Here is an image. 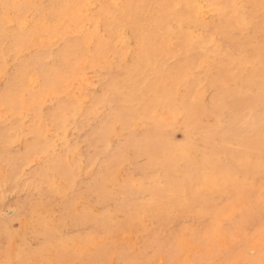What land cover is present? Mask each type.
Wrapping results in <instances>:
<instances>
[{
  "label": "rangeland",
  "instance_id": "374dc122",
  "mask_svg": "<svg viewBox=\"0 0 264 264\" xmlns=\"http://www.w3.org/2000/svg\"><path fill=\"white\" fill-rule=\"evenodd\" d=\"M113 1L0 0V264H264V0Z\"/></svg>",
  "mask_w": 264,
  "mask_h": 264
},
{
  "label": "bare ground",
  "instance_id": "6f19581e",
  "mask_svg": "<svg viewBox=\"0 0 264 264\" xmlns=\"http://www.w3.org/2000/svg\"><path fill=\"white\" fill-rule=\"evenodd\" d=\"M115 1V0H114ZM113 1V2H114ZM137 1V0H136ZM138 1H140V0H138ZM137 1V2H138ZM142 1V0H141ZM144 1V0H143ZM155 1V3L157 4V6L159 7V9L161 10V12H160V14L158 13L157 14V16L155 17L156 19L154 20V21H151V22H154L152 25H151V27H150V31H149V34L147 35V38L148 39H146V34L144 33V31L141 29V31H143V33L145 34L144 36L142 35V37L144 38V43H147V45H148V42L149 41H145V39L146 40H152L153 42H154V40H155V37L154 36H157L156 34H155V32L153 33V31L157 28V27H160L161 25H165L166 23L165 22H167V21H164V19L166 18V19H173V18H176V16H178V14L180 13V12H182L181 10H183V9H181V6H182V4H184L185 6H189V1L187 0L186 1V4H185V0H154ZM184 3H183V2ZM219 1H221L220 2V4H221V6H223L222 8L225 10L224 12H223V14H222V22L221 23H223L224 25H225V28L229 31V33L230 34H233L234 32H233V30L230 28V24L231 25H233V22L235 23V24H237L238 23V20H240L241 18L240 17H242L243 18V14H242V16H238L237 14V12L236 11H234V9H232L233 7H234V4H235V1L234 0H219ZM260 1H263V0H260ZM96 2V1H95ZM130 2L132 3V1L130 0ZM134 2H135V0H134ZM133 2V3H134ZM145 2V1H144ZM148 2V1H147ZM215 2V1H214ZM138 3H140V2H138ZM152 3V2H151ZM258 3H259V1L258 0H254V4L255 5H257L258 6ZM261 4H262V2H260ZM125 4V3H124ZM216 4V3H215ZM44 5V4H43ZM127 5H128V0H127ZM135 5V4H134ZM149 5V4H148ZM192 4H190V6H191ZM254 5V7H256ZM260 5V4H259ZM131 6V5H130ZM136 6V5H135ZM138 6V5H137ZM146 6V5H145ZM144 6V7H145ZM127 7V6H126ZM139 7H140V4H139ZM143 7V8H144ZM183 7V6H182ZM81 8V7H80ZM122 8L124 9V7H123V5H122ZM141 8V7H140ZM151 8V7H150ZM193 8V7H192ZM191 8V9H192ZM221 8V7H220ZM235 8H236V6H235ZM261 8H262V6H261ZM120 9V8H119ZM129 9V8H128ZM131 9H133L132 7H131ZM135 9V8H134ZM145 9V8H144ZM187 9H189V8H187ZM222 9V10H223ZM240 9V8H239ZM243 9V8H242ZM122 10V9H121ZM136 10V9H135ZM140 11H141V9H139ZM197 10V9H196ZM105 11H106V7H105ZM108 11V10H107ZM123 11V10H122ZM125 11V10H124ZM124 11H123V13H121V11H120V13H118L119 12V10H118V14L116 15V19L117 20H123L122 18L124 17ZM129 11V10H128ZM139 11V12H140ZM144 12H145V10H143ZM142 11V12H143ZM148 12H149V10H147ZM131 12V11H130ZM133 12V11H132ZM255 12V11H254ZM259 12V11H258ZM128 13V12H127ZM147 13V12H146ZM150 13V12H149ZM70 14V13H69ZM113 14V13H112ZM131 14V13H130ZM129 13L127 14V15H130ZM135 14H137V13H135ZM246 14V13H245ZM126 15V16H127ZM145 15V14H144ZM253 15V14H252ZM255 15V14H254ZM258 15V14H257ZM112 16V15H111ZM130 16H132V15H130ZM129 16V17H130ZM143 16V15H142ZM180 16V15H179ZM238 16V17H237ZM44 17V16H43ZM113 17L114 16H112V19H113ZM128 18V17H127ZM126 18V19H127ZM181 18V17H180ZM186 18V17H185ZM240 18V19H239ZM43 19V18H42ZM111 19V20H112ZM189 19V18H188ZM176 20V19H175ZM143 22H145V20H142ZM141 21V22H142ZM162 21L164 22V23H162ZM178 21V20H177ZM219 21V20H218ZM247 21V20H246ZM33 22V21H32ZM51 22V21H50ZM122 22V21H121ZM120 22V23H121ZM142 22V23H143ZM171 22H173V20L171 21ZM118 23V22H117ZM124 24H126L125 22H123ZM136 20L135 19H132L131 18V24L135 27L136 26ZM150 23V22H149ZM174 23H176V22H174ZM51 24V23H50ZM113 24V23H112ZM111 24V25H112ZM129 24V23H128ZM151 24V23H150ZM159 24H161L160 26H159ZM247 24V23H246ZM47 25V24H46ZM143 25H145V24H143ZM142 25V26H143ZM169 25V24H168ZM167 25V26H168ZM120 26V25H119ZM125 27H127V25H124ZM172 26V25H171ZM238 26V25H237ZM114 27H115V25H114ZM233 27V26H232ZM235 27V26H234ZM85 28V27H84ZM118 28V27H117ZM120 28H122V27H120ZM148 28V27H147ZM167 28V27H166ZM126 29H128V28H126ZM146 29V28H145ZM158 29H160V28H158ZM172 29V28H171ZM170 29V30H171ZM213 29V28H212ZM260 29V28H259ZM173 30V29H172ZM171 30V31H172ZM264 30V29H263ZM118 31V30H117ZM121 31V30H120ZM147 31V30H146ZM159 32H160V30H158ZM167 31L168 32H170L169 31V27H168V29H167ZM260 31V30H259ZM96 32V31H95ZM119 32V31H118ZM106 33H108V32H106ZM121 33V32H120ZM148 33V32H147ZM156 33H158V32H156ZM258 33V32H257ZM263 33V32H262ZM160 34H163V33H160ZM166 34H167V32H166ZM165 33H164V35H166ZM168 34H170V33H168ZM173 35H174V33H172ZM176 34V33H175ZM117 35V34H116ZM119 35V34H118ZM178 35H179V33H178ZM97 36V35H96ZM158 36H159V39H161V37H160V35L158 34ZM168 36V35H167ZM171 36V35H170ZM187 36V35H186ZM105 37V36H104ZM165 37V36H164ZM164 37H162V38H164ZM190 37V36H189ZM138 38V37H137ZM136 38V39H137ZM167 38V37H166ZM168 38H169V36H168ZM184 38V37H183ZM225 38V37H224ZM92 39V38H91ZM119 39V38H118ZM121 39V38H120ZM141 39V38H140ZM190 39V38H189ZM226 39V38H225ZM106 40V39H105ZM130 40V39H129ZM138 40V42H141V40L139 41V39H137ZM137 40H136V42H137ZM186 40H188L187 38H186ZM264 40V39H263ZM151 41V42H152ZM156 41H157V39H156ZM156 41H155V45L157 44L156 43ZM165 41V40H164ZM163 41V42H164ZM78 42V41H77ZM88 42V41H87ZM121 42V41H120ZM135 42V43H136ZM159 42V41H158ZM169 42V41H168ZM200 42V41H199ZM75 43V42H74ZM92 43H93V41H92ZM150 43V42H149ZM161 45H164L165 44V42H164V44H162L161 43V40H160V42H159ZM187 42H185V44H186ZM202 43H203V41H202ZM100 44V43H99ZM122 44V43H121ZM127 44V43H126ZM137 44V43H136ZM138 44H140V43H138ZM188 44V43H187ZM122 45H124V44H122ZM131 45V44H130ZM141 45H143V44H141ZM149 45H153V43L151 44H149ZM155 45H153V46H155ZM193 45V44H192ZM194 45H196V44H194ZM108 46V45H107ZM144 46V45H143ZM160 46V45H159ZM112 47V46H111ZM132 47V46H131ZM147 47H149V46H147ZM157 47H158V45H157ZM165 47H166V45H165ZM144 48H146V47H144ZM153 48V47H152ZM151 48V49H152ZM191 48V47H190ZM195 48H197V45L194 47V50H195ZM147 49H150V47L149 48H146L145 49V51H144V54L147 56V54H148V52L150 51H147ZM157 49V48H156ZM155 48H154V50H156ZM162 49V48H161ZM161 49H159L160 51H162ZM165 49H167V47L165 48ZM164 49V50H165ZM144 50V49H143ZM154 50H153V52H154ZM162 51V52H165V51ZM188 50H189V48H188ZM229 50V49H228ZM235 50V49H234ZM190 51V50H189ZM192 51H193V49H192ZM128 52V51H127ZM151 52V51H150ZM155 52H157V51H155ZM168 53H169V51H167ZM195 52V51H194ZM217 52V51H216ZM138 53H140L139 51H138ZM159 53V52H158ZM215 53V52H214ZM256 53L257 54H263L264 55V41H263V44L261 45H259L258 46V48H256ZM143 54V53H142ZM151 54V53H150ZM161 53H159V55H160ZM158 55V56H159ZM172 55V54H171ZM138 56H140V55H138ZM165 56V54L162 56V54H161V57H164ZM144 57V56H143ZM147 57H149V54H148V56ZM161 57H159L160 59H161ZM158 58V57H157ZM264 58V57H263ZM136 59V58H135ZM150 59V58H149ZM148 59V60H149ZM169 59V58H168ZM145 60H146V57H145ZM155 60H157L156 58H155ZM162 60V59H161ZM138 61H140V60H138ZM158 61V63H159V60H157ZM90 62V61H89ZM150 62H153V61H150ZM141 63V62H140ZM162 63V62H161ZM93 64V63H92ZM143 64V63H142ZM145 64V63H144ZM143 64V65H144ZM148 64V63H147ZM147 64H145V65H147ZM150 64V63H149ZM152 65H153V63H152ZM152 65H150L149 67L151 68V66ZM156 65V64H155ZM67 66V65H66ZM140 66H141V64H140ZM71 67V66H70ZM126 67V66H125ZM125 67H123V68H125ZM136 67V66H135ZM144 67V66H143ZM155 67H157V66H154V68ZM207 67V66H206ZM255 67V66H254ZM262 67V66H261ZM146 68V67H145ZM256 68V67H255ZM65 69V68H64ZM67 69V68H66ZM65 69V70H66ZM128 69V68H127ZM259 69V68H258ZM129 70V69H128ZM140 70V69H139ZM146 70H147V68H146ZM190 70V69H189ZM134 71V70H133ZM142 71H143V69H142ZM125 72V71H124ZM137 72V71H136ZM141 72V71H140ZM260 72V71H259ZM69 73V72H68ZM73 73V72H72ZM123 73V72H122ZM131 74V73H130ZM133 74V73H132ZM185 74V73H184ZM130 76H132V75H130ZM140 76V75H139ZM136 77V76H135ZM29 78V77H28ZM13 79V78H12ZM15 80V79H14ZM127 80V79H126ZM125 80V81H126ZM50 81V80H49ZM118 81V80H117ZM124 81V80H123ZM133 81V80H132ZM120 82V81H119ZM134 82V81H133ZM139 82V81H138ZM117 83V82H116ZM123 83V82H122ZM135 83V82H134ZM50 84H52V83H50ZM131 85H132V83H131ZM115 86V85H114ZM130 86V85H129ZM133 86H134V84H133ZM108 88V87H107ZM13 90V89H12ZM116 90V89H115ZM124 90V89H123ZM133 90V89H132ZM118 92V91H117ZM122 92V91H121ZM127 92V91H126ZM125 92V93H126ZM133 92V91H132ZM63 93H65V92H63ZM124 93V92H123ZM67 95V94H66ZM26 97H28L27 95H26ZM39 97V96H38ZM47 97H49V96H47ZM103 97V96H102ZM126 97H128V96H126ZM30 98V97H29ZM119 98H121V96L119 97ZM23 99V98H22ZM122 99V98H121ZM127 99V98H126ZM124 101V100H123ZM32 102V101H31ZM93 104V103H92ZM140 104V103H139ZM23 105V104H22ZM99 105V104H98ZM20 106V105H19ZM27 106V105H26ZM42 106V105H41ZM24 107V106H23ZM109 107V106H108ZM88 108H89V106H88ZM147 108V107H146ZM22 109V108H21ZM127 109H129V108H127ZM126 109V110H127ZM105 111V110H104ZM116 111V110H115ZM125 111V110H124ZM149 111V110H148ZM152 111V110H151ZM120 112V111H119ZM135 112V111H134ZM129 113V112H128ZM147 114V113H146ZM114 115V114H113ZM115 115H116V113H115ZM118 116V115H117ZM135 116V115H134ZM40 117V116H39ZM112 117V116H111ZM144 118H146V116L144 117ZM43 119V118H42ZM120 119V118H119ZM67 120V119H66ZM108 122V121H107ZM106 122V123H107ZM69 123V122H68ZM101 127V126H100ZM64 129V128H63ZM108 129V128H107ZM228 130V129H227ZM39 132V131H38ZM64 132V131H63ZM219 132V131H218ZM190 133V132H189ZM220 133V132H219ZM232 133V132H231ZM213 134V133H212ZM230 134V133H229ZM97 135V134H96ZM231 135V134H230ZM235 135V134H234ZM238 135V134H237ZM220 136H222V135H220ZM223 136H224V134H223ZM228 136V135H227ZM217 137V136H216ZM230 137H232V136H230ZM234 137V136H233ZM232 137V138H233ZM213 138V137H212ZM235 138H236V136H235ZM113 139V138H112ZM225 140V139H224ZM237 140V139H236ZM241 140V139H240ZM239 140V141H240ZM149 144H151L150 142H149ZM55 152V151H54ZM178 152V151H177ZM218 156V155H217ZM55 159V158H54ZM88 161V160H87ZM28 164V163H27ZM88 165V164H87ZM72 168V167H71ZM92 168V167H91ZM189 175V174H188ZM52 178V177H51ZM41 182V181H40ZM81 183V182H80ZM42 184V183H41ZM75 184V183H74ZM59 185V184H58ZM67 187V186H66ZM75 187V186H74ZM64 189V188H63ZM175 189V188H174ZM168 190V189H167ZM63 192V191H62ZM61 192V193H62ZM260 197V196H259ZM146 200V199H145ZM148 200V199H147ZM154 200H155V198H154ZM145 212V211H144ZM45 217V216H44ZM47 219V218H46ZM139 219V218H138ZM52 226V225H51ZM118 234V233H117ZM46 237V236H45ZM55 237V236H54ZM70 237V236H69ZM71 238V237H70ZM73 240V239H72ZM12 241V240H11ZM43 245H46V244H43ZM77 246V245H76ZM81 251V250H80ZM82 252V251H81ZM23 258V257H22ZM35 262V261H34Z\"/></svg>",
  "mask_w": 264,
  "mask_h": 264
}]
</instances>
